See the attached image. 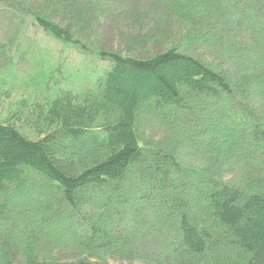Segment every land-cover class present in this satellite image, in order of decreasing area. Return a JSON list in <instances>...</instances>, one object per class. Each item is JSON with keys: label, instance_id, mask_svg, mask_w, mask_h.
<instances>
[{"label": "trees", "instance_id": "obj_1", "mask_svg": "<svg viewBox=\"0 0 264 264\" xmlns=\"http://www.w3.org/2000/svg\"><path fill=\"white\" fill-rule=\"evenodd\" d=\"M133 1L50 3L76 11L79 5L109 12L116 7L115 18ZM151 1L157 7L152 31L137 39L130 56L99 52L109 68L81 94L56 97L33 118L13 115L14 121H33L41 139L27 138L13 122L0 124V224L11 225L5 218L10 194L33 188L28 177L36 176L61 191L62 203L80 215L87 240L78 243L87 250L127 256L125 240H133L134 229L162 228L173 236L148 257L152 264L201 262L219 258L217 252L226 249L239 254L233 264H264V109L257 105L264 103V0ZM20 8L18 3L13 9L20 13ZM39 14L32 15L38 28L85 50L69 27ZM76 21L89 20L80 16ZM172 23L190 31L175 34ZM222 29L232 38L225 41L229 49L224 53V47L214 49L223 44ZM195 44L212 47L214 59L233 70L184 51ZM260 88L262 93H253ZM141 116L182 142L198 140L209 150L203 152L228 160L216 164V170L234 166L235 175L191 173L171 146L140 141ZM82 205L105 211L107 218L88 222ZM110 206L132 220L125 235H112L116 224L109 222ZM25 264L59 263L29 258ZM68 264L103 263L82 259Z\"/></svg>", "mask_w": 264, "mask_h": 264}, {"label": "rangeland", "instance_id": "obj_2", "mask_svg": "<svg viewBox=\"0 0 264 264\" xmlns=\"http://www.w3.org/2000/svg\"><path fill=\"white\" fill-rule=\"evenodd\" d=\"M71 1L67 0L66 4ZM133 2L135 4L130 10L122 11L121 15L113 18L112 12H115L116 7L109 12L106 8L102 11L99 6L101 11L94 7L79 5L76 11L72 8L62 9L64 5L61 7L53 5L50 0H0V124L13 122L27 138L41 139L42 136L37 133L35 125H31L33 121L23 120L24 124L21 121H14L13 115L33 118L35 113L47 111L49 109L47 102L56 97L81 94L109 68V63L99 58V52L130 56L137 48V39L151 33V23L157 12V7L151 0ZM18 3L21 6L20 13L13 9ZM39 13L56 23L60 22L64 27H69L70 33L81 40L85 50L60 42L38 28L33 23L32 15H40ZM80 16L89 21H76ZM161 24L163 22L159 25ZM89 25L92 29L88 27ZM171 26L175 34L190 31L182 24L172 23ZM224 31L220 30L223 44L218 42L214 48L219 50L224 47L220 50L223 53L229 49V44L227 45L225 41L232 39L227 38ZM182 39L184 42L187 40L185 36ZM184 42L181 41V45H184ZM196 42L194 40L193 44ZM194 46L188 45L184 51L193 53L203 60L218 61L223 70L225 68L233 70L229 64L225 65L214 59L209 53L213 50L212 47L207 49L198 44ZM237 70L238 68L234 67V71ZM250 74L247 73L246 77H250ZM262 92L260 88L253 93ZM257 105L264 109V103L260 102ZM137 127L140 141L156 143L160 140L163 145L171 146L179 162L191 173H209L210 176L222 174L224 179L235 175L234 166L216 170V164L227 165L228 160L203 152L209 150L201 148L198 140L194 143L182 142L178 137L171 136L172 134H165L157 122H152L150 118L144 116L138 117ZM28 181L34 184L33 188H26L21 193H11L9 196L6 209L10 214L5 218L11 225L5 228L0 224V264H25L29 258L59 264L82 259L103 264H152L148 257L157 254L159 248L173 236L170 231L162 228L159 231L157 230L159 228L153 231L134 229L133 240L129 237L125 240L130 245L127 247L130 250L127 256H114L104 251L95 252L93 251L95 247L87 250L78 243L84 244L87 240L82 238L86 235L80 215L62 203L61 191L41 177H28ZM86 195H92L99 203L97 195L89 192ZM2 203L0 200V204ZM114 209L116 207H109L114 214L109 216V222L116 224L110 228L113 229L112 235H125V228L132 225V220L124 217L123 210L118 209L117 212H120L118 215L112 211ZM80 211L88 222L107 218L105 211L89 205H82ZM154 217V221L159 220L158 215ZM126 221L131 224H127ZM34 223L39 225L35 226ZM134 225L136 227V224ZM122 239L124 240L123 237L120 238ZM217 253H220L216 254L219 258L208 257L201 262L190 264H233L236 262L235 259H239V254L230 249ZM186 264L189 263L186 261Z\"/></svg>", "mask_w": 264, "mask_h": 264}]
</instances>
